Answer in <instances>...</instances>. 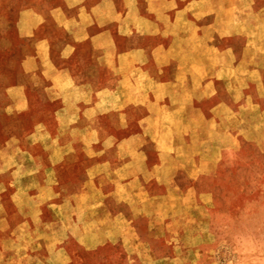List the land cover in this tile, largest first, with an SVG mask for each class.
Segmentation results:
<instances>
[{"label": "crops", "instance_id": "1", "mask_svg": "<svg viewBox=\"0 0 264 264\" xmlns=\"http://www.w3.org/2000/svg\"><path fill=\"white\" fill-rule=\"evenodd\" d=\"M263 8L264 0H61L46 14L19 13L17 35L31 44L19 64L20 81L5 90L10 105L0 115V137L11 118L14 133L22 117L30 127L25 146L0 138V150L10 152L0 167L13 172L8 180L0 176V228L9 229L11 216L24 211L16 196L21 164L12 152L30 150L32 170L85 181L83 192L115 204L125 199L127 216L146 217L155 215L151 203L161 210L179 197L182 183L193 184L185 196L198 195L195 183L215 174L226 149L240 151L255 140L232 127L234 120L245 126L250 108L264 140V82L248 74L256 71L253 62L234 64L231 52L249 29L259 37ZM83 192L74 198L81 201ZM115 210H102L109 220L100 230L103 241L128 243L125 231L149 230L147 221L138 228ZM82 221L68 227L82 232ZM5 243L27 254V264L54 258L52 245L40 251L35 238L0 241V253Z\"/></svg>", "mask_w": 264, "mask_h": 264}, {"label": "rangeland", "instance_id": "2", "mask_svg": "<svg viewBox=\"0 0 264 264\" xmlns=\"http://www.w3.org/2000/svg\"><path fill=\"white\" fill-rule=\"evenodd\" d=\"M60 4L61 0H0L1 116L10 105L5 90L20 81L19 64L30 50V39L20 38L15 29L19 13L31 10L46 14ZM237 13L235 10L230 14ZM225 14L229 13L224 12L223 16ZM262 23V32L256 40L249 29L246 33L248 38L237 37L232 46L236 50H231L234 64L253 62L250 66L256 71L248 74L253 80H257L256 75L259 74L260 83L264 82V8ZM37 32L39 35L46 34L39 29ZM254 41L258 43L255 46ZM236 74L237 71L232 69L231 79ZM214 89L213 94L218 93V88ZM230 89L229 94H233ZM251 92L255 94L253 89ZM251 109L245 126L234 120L232 127H243V134H253L255 140L242 143L240 151L226 149L215 174L206 179L201 176L200 181L195 183L198 195L185 196L193 184L182 183L180 196L169 200L165 208L162 206L159 210L158 205L151 203L154 216H127L125 199L115 204L101 193L83 192L85 181L77 185L64 182L61 176L58 178L55 174L50 177L45 175L40 166H34L36 169L32 170L34 152L29 150L28 145L29 151L24 154L12 152V159L21 164L17 178L22 182L19 181L16 196L24 200V211L22 209V212L11 216L9 229L0 228V241H30L35 238L39 241L40 251L50 244L55 254L48 264H264V140L259 129L262 125L256 122L257 117ZM13 126V118L5 121L1 141L4 138L5 142L17 140L25 146L30 127L28 119L22 117L16 133ZM3 153L8 158L10 152L0 150L2 158ZM0 176L8 180L13 177V172L8 165H2ZM106 187L104 184L103 189ZM79 192L85 193L81 201L73 196ZM54 196H57L56 206L53 205ZM16 200L19 201V197ZM113 207L118 211L115 214L124 218L123 222H134L140 228L145 227L147 221L149 230L125 231L128 243L120 238L115 242L103 241L106 232L100 230L108 226L109 220L102 210L109 211ZM158 210L162 214L157 213ZM84 212L87 213L84 215ZM82 219L86 225L82 232L68 227L69 221L75 220L72 223L77 227ZM21 220L25 221L24 227L19 223ZM41 223L45 225L41 226ZM159 224L164 229H158ZM35 226H38L39 232L32 230ZM2 251L0 264H19L20 259L21 264L29 262L27 254L13 250L9 243H5ZM38 264L45 263L40 261Z\"/></svg>", "mask_w": 264, "mask_h": 264}]
</instances>
